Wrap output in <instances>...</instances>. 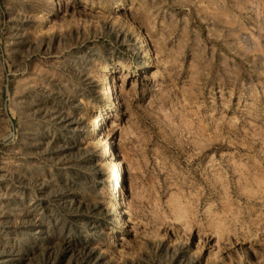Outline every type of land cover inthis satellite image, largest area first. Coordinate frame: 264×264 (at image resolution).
<instances>
[{
  "label": "rangeland",
  "instance_id": "1",
  "mask_svg": "<svg viewBox=\"0 0 264 264\" xmlns=\"http://www.w3.org/2000/svg\"><path fill=\"white\" fill-rule=\"evenodd\" d=\"M0 264H264V0H0Z\"/></svg>",
  "mask_w": 264,
  "mask_h": 264
},
{
  "label": "bare ground",
  "instance_id": "2",
  "mask_svg": "<svg viewBox=\"0 0 264 264\" xmlns=\"http://www.w3.org/2000/svg\"><path fill=\"white\" fill-rule=\"evenodd\" d=\"M144 36V35H143ZM143 36H140L141 38L143 37ZM145 40L146 39H143V43H145ZM140 41V42H141ZM143 43H142V45H143ZM147 44H148V42H146ZM145 46V45H144ZM149 47V46H148ZM148 49H151V47L150 48H148ZM150 52V51H149ZM151 54V53H150ZM154 55V54H153ZM150 58V57H149ZM150 60L152 61V56H151V58H150ZM153 62V61H152ZM148 65H150V62L148 63ZM147 65V66H148ZM145 67H146V65H144ZM104 75V74H103ZM102 75V76H103ZM106 75V74H105ZM103 78V77H102ZM103 83L105 84V95L107 96V98L109 99V101L110 102H114V101H117V98L118 97H116V92H115V90H114V85L110 82V80H109V78H108V76L106 75V76H104V79H103ZM117 103V102H116ZM115 104V103H114ZM109 105V104H108ZM99 123V122H98ZM98 123H96V121H94L93 123H92V131L90 132V133H95L96 131H97V129H98V127H99V124ZM104 140V139H103ZM102 142V141H101ZM103 150H104V152H106V153H109L110 151H111V147H110V145H111V141L110 140H104L103 141ZM103 154H105V153H103ZM109 155V154H108ZM118 162H119V160H118ZM122 162V161H121ZM121 164V163H120ZM118 167V166H117ZM120 170V169H119ZM123 170H121V172H122ZM120 173V172H119ZM118 177V176H117ZM120 182V181H119ZM118 187V186H117ZM117 189V188H116ZM117 195V194H116ZM122 198V197H121ZM121 203H122V201H121ZM115 209V208H114ZM116 211V213H117V211H119L120 212V219H119V222L117 223V225L118 226H121L122 224H123V217L124 216H122V213H121V211H120V202L119 203H117V210H115ZM118 212V213H119ZM124 225V224H123Z\"/></svg>",
  "mask_w": 264,
  "mask_h": 264
}]
</instances>
